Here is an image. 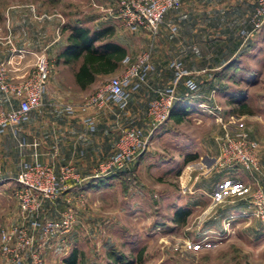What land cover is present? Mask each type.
Listing matches in <instances>:
<instances>
[{"label": "rangeland", "instance_id": "374dc122", "mask_svg": "<svg viewBox=\"0 0 264 264\" xmlns=\"http://www.w3.org/2000/svg\"><path fill=\"white\" fill-rule=\"evenodd\" d=\"M24 1L37 2L44 12L60 13L63 26L67 28L63 37L69 34L74 23L88 17L96 20L95 29L110 27L112 35L109 40L126 47V55L131 60L147 48L149 40L128 32L118 19L92 7V3H96L105 9L113 4L112 0H0V24L1 14L8 7ZM248 5L230 25V36L238 41V46L231 45L237 47L236 52L224 57L228 61L214 72L217 80L212 86L205 90L201 88V93L210 95L213 104L217 108L222 106L229 116L222 120L218 115V121L211 116L212 120L209 119L205 127H199L203 124L197 126L193 118L202 116V112L196 101L189 99L185 101L187 118L181 123L171 125L165 132L166 121L151 134L145 133L147 146L134 159L127 174L92 177L96 167L81 174L85 177L81 181V197L68 202L57 199L51 203L56 209L54 216L41 220V224L44 221L57 222L62 211L58 208L63 205L61 201L64 207L73 210L71 227L63 233L66 234L65 242L47 243L59 233L45 241L39 236L36 239V242L43 243L39 254L44 264H63L72 249L77 253L76 264H106L115 259L119 260L116 264H264V220L250 216L249 204L254 191L261 189L259 178L264 179V23L257 31H249L247 21L252 5ZM88 27L93 29L92 25ZM240 30L249 32L246 37H241ZM148 39L152 41L153 38ZM49 59L53 71L56 60ZM75 65L72 62L67 67ZM119 72L99 76L91 91ZM68 73L65 70L64 74ZM128 120H121L117 135L121 127L135 124ZM241 129L257 144L259 173L250 174L240 166L216 168L212 165L213 172L200 175L201 171L207 170V164L198 159V150L194 153L187 148L197 143L198 148H203V139H211L214 142L210 147L211 154H215L214 164L222 134ZM193 155L196 159L185 162ZM195 175L199 177L197 180ZM205 179L212 180L205 183ZM195 193H200L203 198L202 208L209 203L205 194L213 193L215 201L220 200L218 204L240 198L241 201L235 203L240 202L237 207L241 210L233 212L226 221L212 223L217 231L202 233L200 229L206 221L205 216L190 213L193 212L191 197ZM16 212L19 217L13 195L7 194L6 198L0 199V230ZM226 222L228 226L223 225ZM39 229L41 231V227ZM29 257V251H25L22 264H30ZM0 264H9L1 253Z\"/></svg>", "mask_w": 264, "mask_h": 264}, {"label": "crops", "instance_id": "0c3cea01", "mask_svg": "<svg viewBox=\"0 0 264 264\" xmlns=\"http://www.w3.org/2000/svg\"><path fill=\"white\" fill-rule=\"evenodd\" d=\"M254 2L255 0H188L178 10L169 11L164 16L152 41L148 39L149 36L145 30L134 32L137 36L149 40L145 51H150L152 69L147 73L145 84L130 96L123 109H119L112 103H107L102 107L87 106V98L96 91V89L91 90L95 88L98 77H95L93 82L83 89L75 82L74 72L81 59L72 60L71 57L61 54L68 35L63 37L67 28L63 26L64 19L60 13L44 12L37 2L31 1L29 3L20 2L8 7L5 13L1 14L0 36L8 34L16 49L43 51L46 57H53L56 60V66L49 75L44 89L43 106L30 111L19 124L0 135V199L6 198L7 194L13 195V191L17 188L15 182L17 173L23 164L30 161L34 155L38 161L50 165L55 171L61 166L72 167L78 180L68 181V186L61 192L59 199L64 202L81 197V181L85 179L84 176L81 177V174L86 173L89 168H94L111 153L122 119L126 122L130 119L128 122L135 123L131 126L140 127L147 135L154 131L150 133L145 118V108L147 102L159 90L170 84L172 80V71L168 67L170 61L182 62L189 77L200 84L202 89L205 90L212 86L217 80L214 72L226 64L228 59L225 60L224 57L233 55L237 49L234 46H238L236 38L230 36V25L235 22L239 14L243 13V9L248 7V4L252 5L253 10ZM95 22V19L87 17L78 20L73 25L77 24L87 28L92 25L95 29V24H97ZM247 27L250 28L249 25ZM232 44L234 46L231 47ZM121 46L126 52V47ZM8 55V48L1 47L0 58L5 59ZM29 62L30 58L26 56L24 63ZM72 62L76 65L67 67ZM123 69L124 66L120 61L116 71L119 70L118 74H120ZM65 70L69 73L64 74ZM176 95L177 100L185 105V101L189 99H194L198 103L207 94L200 91V94L196 96L186 95L185 89L179 82L176 86ZM214 100L220 105L217 98ZM0 107L3 109L6 107V101L1 93ZM216 114L220 115L222 120L229 116V112H225L222 106L218 107ZM86 118L93 122L92 131L84 125ZM184 118H187V113ZM193 119L196 120L197 126L201 123L203 125L199 127H205L212 117L202 113V116ZM173 124L175 125L168 120L164 124L167 128L164 131H169ZM205 131L207 133L208 130ZM21 143L25 146H19ZM202 143L203 148H198V143L187 148L194 153L198 150L196 153L198 159L207 164V170L201 171L200 175L213 170L212 165L215 159V154L210 152L211 144L213 145L214 142L204 138ZM198 178L195 175V180ZM212 179H205L204 182L208 183ZM259 185L264 191V179L259 178ZM205 195L209 198V203L205 207H200L203 202L200 193H195L190 203L193 208L191 214L195 212L197 217L205 216L206 218V221L203 219L204 224L201 225L200 232L202 233L203 231L212 233L217 231L215 229L217 220L226 221L233 215V212L241 210L237 207L240 202L235 203L240 198L218 204L220 200L215 201L213 193ZM62 201L60 204L63 205H58L61 210L65 208ZM55 212V205L43 202L38 215L28 216L22 223L38 239V236L40 237L39 228L42 226L41 220L54 216ZM10 216L5 227L21 223L17 212ZM210 219L213 220L210 222ZM212 223L215 225H211ZM198 224L199 222L195 226ZM64 237L66 234L56 235V237H51L47 243L53 244V241L55 244L63 243L65 242Z\"/></svg>", "mask_w": 264, "mask_h": 264}, {"label": "built area", "instance_id": "2783aa9c", "mask_svg": "<svg viewBox=\"0 0 264 264\" xmlns=\"http://www.w3.org/2000/svg\"><path fill=\"white\" fill-rule=\"evenodd\" d=\"M186 1L188 0H112L113 4L105 9L96 3H92V7L118 19L128 32L134 33L143 29L149 37L154 38L164 16L169 11L178 10ZM247 22L251 32L262 26L264 0H255ZM248 32L240 30L239 34L246 37ZM3 46L8 48L9 55L5 59L0 58V93L6 101V107L0 110V135L19 124L30 111L43 106L44 89L53 68L52 61L43 51L14 48L8 34L0 36V50ZM26 56L30 58L28 64L24 63ZM121 62L124 66L122 72L108 78L104 85L90 95L86 100L87 106L102 107L112 103L123 109L130 96L145 84L147 73L152 69L150 51L142 52L134 60L124 56ZM168 66L172 71L170 84L159 90L146 104L145 118L150 133L167 121L176 99V86L179 82L186 95L196 96L201 91V86L189 77L179 61L172 60ZM197 108L200 112L214 117L215 121L220 120L216 114L218 108L213 104L210 95L203 96L197 103ZM84 125L89 131L93 130L91 119H84ZM256 145L242 129L234 133L225 131L219 139L218 154L213 166H240L250 174H257L259 161ZM19 146L25 145L21 143ZM146 146L147 136L143 129L136 126L120 128L113 150L104 160L97 163L92 177H105L128 170ZM76 180L78 176L72 167L61 166L55 171L50 165L38 161L35 155L23 164L15 177L17 188L13 191L21 223L0 230V253L6 263L22 264L23 253L29 251L30 264H44L39 254L43 243L36 242L35 236L22 222L28 216H37L43 202L53 203L59 199L61 192L68 186L67 182ZM249 204L252 210L250 216L264 220V194L261 189L254 191ZM72 220L73 210L65 207L59 213L57 222H43L40 237L45 241L53 234L66 233ZM223 225L228 226V222Z\"/></svg>", "mask_w": 264, "mask_h": 264}, {"label": "trees", "instance_id": "16d2710c", "mask_svg": "<svg viewBox=\"0 0 264 264\" xmlns=\"http://www.w3.org/2000/svg\"><path fill=\"white\" fill-rule=\"evenodd\" d=\"M111 35L112 31L110 27L91 30L75 24L70 28L66 45L61 54L69 58L71 57L72 60L81 59L77 70L74 72L75 82L81 89L93 82L95 77L109 75L118 69L119 63L126 52L120 44L109 40ZM186 113L187 107H185L182 101L177 100L176 95L167 121L171 120L173 123L178 124L184 119ZM195 158L196 155L187 157L185 162ZM127 171L123 170L115 174L124 175L128 173ZM76 259L77 253L72 249L67 257L63 259L62 263L76 264ZM117 261L119 260L115 259L113 263L108 262L106 264H116Z\"/></svg>", "mask_w": 264, "mask_h": 264}]
</instances>
